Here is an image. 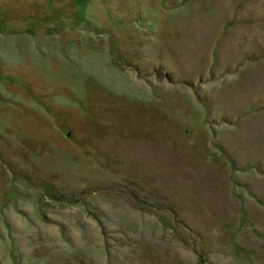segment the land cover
Listing matches in <instances>:
<instances>
[{"label": "rangeland", "instance_id": "rangeland-1", "mask_svg": "<svg viewBox=\"0 0 264 264\" xmlns=\"http://www.w3.org/2000/svg\"><path fill=\"white\" fill-rule=\"evenodd\" d=\"M0 264H264V0H0Z\"/></svg>", "mask_w": 264, "mask_h": 264}]
</instances>
